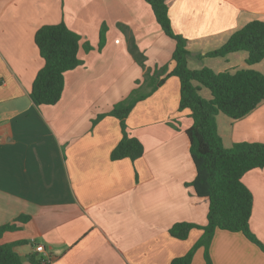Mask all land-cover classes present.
I'll use <instances>...</instances> for the list:
<instances>
[{"label":"crops","instance_id":"1","mask_svg":"<svg viewBox=\"0 0 264 264\" xmlns=\"http://www.w3.org/2000/svg\"><path fill=\"white\" fill-rule=\"evenodd\" d=\"M167 4L174 30L188 39L190 68L250 67L264 74V59L249 66L246 51L210 63L199 57L247 22L264 20V0ZM60 22L81 36V64L65 73L57 103L38 105L31 90L45 60L35 35ZM131 39L145 54V67L130 52ZM175 47L147 0H0V226L29 217L0 243L25 240L16 247L22 256L51 257L52 264H171L194 246L201 228L186 239L169 232L182 221L205 225L209 210V199L190 184L196 177L187 134L193 120L190 109L179 108L178 76L167 77L127 117L144 154L111 158L123 136L111 109L140 86L147 68L171 71ZM205 89L200 94L211 98ZM217 121L226 147L264 142V99L243 118L220 113ZM242 180L254 197L251 229L264 243V167ZM39 244L44 251L36 250ZM210 252L214 264H264V251L242 232L218 228ZM191 264H206L203 247Z\"/></svg>","mask_w":264,"mask_h":264},{"label":"trees","instance_id":"2","mask_svg":"<svg viewBox=\"0 0 264 264\" xmlns=\"http://www.w3.org/2000/svg\"><path fill=\"white\" fill-rule=\"evenodd\" d=\"M154 10L156 19L163 31L175 40L172 55L174 68L168 65L160 68H147L144 80L123 100L117 102L110 111L120 120L123 136L111 153L113 160L130 158L135 160L144 154V145L128 129L127 117L136 103L161 86L171 75L180 79V110L190 109L192 125L187 129L190 153L196 167V177L190 183L196 194L209 199L207 223H174L169 232L179 239H186L192 228H201L203 233L194 246L183 256L176 257L171 264H191L196 250L204 248L206 264H214L210 252L211 242L218 228L232 232H242L264 251V243L255 235L250 226L254 197L243 182V175L255 168L264 167V142H235L226 147L219 132L217 117L224 113L237 120L253 111L264 99V74L253 68L236 71L216 72L210 67L192 69L188 65L190 50L188 39L177 33L172 25L167 0H147ZM81 36L71 30L66 23L44 25L35 35L36 44L45 63L38 72L32 86L31 96L38 104L57 103L64 90V75L81 64L78 57ZM105 26L100 33L99 47L105 44ZM86 50L92 46L84 45ZM129 50L135 60L146 66L145 54L138 48L134 39L130 40ZM246 51V63L252 66L264 59V20L253 19L242 28L234 31L220 47L199 57H226L228 54ZM147 87V90H144ZM210 90L211 98H205L200 90ZM100 114L96 120L102 118ZM95 120V121H96ZM29 217L20 215L13 223L0 226V237L7 231L20 228L17 222H25ZM27 241L18 240L0 243V264H24L17 246ZM32 264H52L51 257L27 255Z\"/></svg>","mask_w":264,"mask_h":264},{"label":"built area","instance_id":"3","mask_svg":"<svg viewBox=\"0 0 264 264\" xmlns=\"http://www.w3.org/2000/svg\"><path fill=\"white\" fill-rule=\"evenodd\" d=\"M36 250L38 252H41V251H44L45 249H44V246L42 244H39V245L36 246Z\"/></svg>","mask_w":264,"mask_h":264},{"label":"rangeland","instance_id":"4","mask_svg":"<svg viewBox=\"0 0 264 264\" xmlns=\"http://www.w3.org/2000/svg\"><path fill=\"white\" fill-rule=\"evenodd\" d=\"M210 61H212L211 58H209V57H208V58H207V57L205 58V62H206V63H210ZM192 64H195V63H192ZM205 90H206L208 93H210V91H209L208 89H205Z\"/></svg>","mask_w":264,"mask_h":264},{"label":"water","instance_id":"5","mask_svg":"<svg viewBox=\"0 0 264 264\" xmlns=\"http://www.w3.org/2000/svg\"><path fill=\"white\" fill-rule=\"evenodd\" d=\"M26 256H22V261L24 262V261H26Z\"/></svg>","mask_w":264,"mask_h":264}]
</instances>
